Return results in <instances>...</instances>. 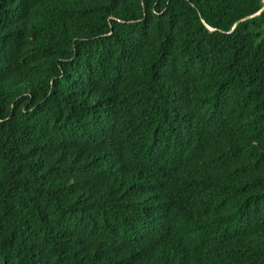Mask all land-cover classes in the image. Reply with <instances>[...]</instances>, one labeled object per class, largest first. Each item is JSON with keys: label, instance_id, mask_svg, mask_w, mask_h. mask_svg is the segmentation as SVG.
<instances>
[{"label": "trees", "instance_id": "1", "mask_svg": "<svg viewBox=\"0 0 264 264\" xmlns=\"http://www.w3.org/2000/svg\"><path fill=\"white\" fill-rule=\"evenodd\" d=\"M263 6L0 0V264H264Z\"/></svg>", "mask_w": 264, "mask_h": 264}, {"label": "water", "instance_id": "2", "mask_svg": "<svg viewBox=\"0 0 264 264\" xmlns=\"http://www.w3.org/2000/svg\"><path fill=\"white\" fill-rule=\"evenodd\" d=\"M262 10H264V6L262 7L261 11H262ZM261 11H260V12H261ZM260 12L257 13V14H255V15H252V16H250V17H248V18H244V19H242L241 21H245V20H247V19H249V18H252V17H254V16H257L258 14H260ZM236 25H237V23H235V25L233 26V29L236 27Z\"/></svg>", "mask_w": 264, "mask_h": 264}, {"label": "rangeland", "instance_id": "3", "mask_svg": "<svg viewBox=\"0 0 264 264\" xmlns=\"http://www.w3.org/2000/svg\"><path fill=\"white\" fill-rule=\"evenodd\" d=\"M263 3H264V0H263Z\"/></svg>", "mask_w": 264, "mask_h": 264}]
</instances>
